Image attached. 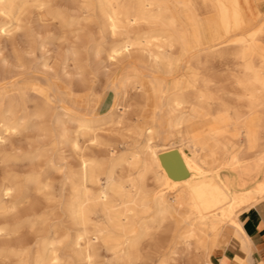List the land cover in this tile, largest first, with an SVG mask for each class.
<instances>
[{
	"label": "bare ground",
	"instance_id": "obj_1",
	"mask_svg": "<svg viewBox=\"0 0 264 264\" xmlns=\"http://www.w3.org/2000/svg\"><path fill=\"white\" fill-rule=\"evenodd\" d=\"M23 1L0 0V6ZM81 2L88 14L98 11L103 28L117 38L105 50L109 61L124 58L129 63L128 57L134 55L154 68L139 72L150 79L160 77V105L149 109L146 88L133 87L132 79L127 87L121 86L119 74L102 88L112 90L114 99L101 118L77 113L51 82H45V93L21 91L40 99V111L59 107L77 114L73 118L79 132L91 134L92 145L106 148L103 155L87 154L74 141L78 165L63 173L59 196L76 230L74 235L55 230L35 249L33 264H136L142 260L173 264L176 255L182 254L190 256V264H211L209 256L219 230L225 224L238 227V211L264 198V45L256 38L264 29V0ZM170 3L188 12L191 25L181 24ZM128 88L138 96L137 108L127 120L130 133L108 140L97 130L106 124L123 125ZM119 106L117 115L113 108ZM192 111L204 114L189 124L185 116ZM161 112L165 130L171 136L179 134L166 143L155 140L154 122ZM145 117L153 123L134 151L130 147L138 134L134 122ZM18 126L9 118L0 129L16 131ZM43 186L48 187V182ZM18 190V184L10 180L2 183L1 209L9 203L14 210L30 197L15 194ZM175 226L182 242L164 253ZM19 246L17 255H22L25 245Z\"/></svg>",
	"mask_w": 264,
	"mask_h": 264
},
{
	"label": "rangeland",
	"instance_id": "obj_2",
	"mask_svg": "<svg viewBox=\"0 0 264 264\" xmlns=\"http://www.w3.org/2000/svg\"><path fill=\"white\" fill-rule=\"evenodd\" d=\"M169 7L182 25H191L186 10L178 9L172 3ZM256 36L264 45V29ZM113 40L117 38L103 28L99 12L88 14L81 0H25L20 4L4 2L0 6V126L9 118L19 124L16 131L3 132L0 129L3 136L0 141V187L4 181L10 180L19 186L15 194L21 192L30 196L14 210L9 203L7 209L0 208V228L5 230L0 231V264H33L35 249L55 230L61 235L65 232L74 235L76 227L59 196L63 173L67 168L76 169L78 165L74 141L77 140L79 148L87 154L103 155L106 149L102 145H92L91 134L79 132L77 114L65 113L59 107L40 111V99L23 95L21 91L45 93V82H51L60 97L77 113L101 118L110 111L114 99L112 90L102 88L119 74L121 86L127 87L129 79L133 80V87L143 85L149 99L147 107H159L160 77L150 79L139 72L142 69L149 73L154 68L134 55L128 57L131 63H126L124 58L109 61L105 50ZM97 49L101 50L100 53L96 52ZM135 92L128 88L125 100L128 109L123 125H103L97 130L98 134L115 140L130 133L127 120L137 108ZM119 108L114 107L113 113L118 115ZM203 114L202 111H192L190 116H185L186 122L194 123L197 116ZM160 115L158 122H154L161 128L160 133L156 131L155 140L166 143L179 134L174 132L170 136L164 131L166 119L163 112ZM149 123L153 120L146 117L134 122L138 131L130 143L134 151L141 145ZM201 144L206 147V143ZM45 182L48 187L43 186ZM64 187L66 193L67 186ZM178 231L179 226H175V234L171 233L164 253L181 244ZM145 241L149 243L148 239ZM19 245H25L23 256L17 255L22 248ZM172 263L190 264V256L176 255ZM136 264H146V261H137Z\"/></svg>",
	"mask_w": 264,
	"mask_h": 264
},
{
	"label": "crops",
	"instance_id": "obj_3",
	"mask_svg": "<svg viewBox=\"0 0 264 264\" xmlns=\"http://www.w3.org/2000/svg\"><path fill=\"white\" fill-rule=\"evenodd\" d=\"M157 128L160 133V126ZM221 175L224 178V173ZM236 175L240 179L239 172ZM236 220L238 227L225 224L219 230L210 252V263L264 264V198L238 211Z\"/></svg>",
	"mask_w": 264,
	"mask_h": 264
}]
</instances>
